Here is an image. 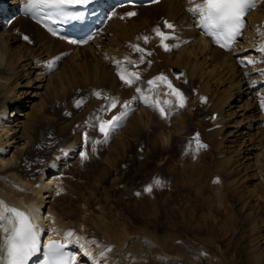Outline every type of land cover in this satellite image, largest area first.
<instances>
[{"label": "bare ground", "instance_id": "6f19581e", "mask_svg": "<svg viewBox=\"0 0 264 264\" xmlns=\"http://www.w3.org/2000/svg\"><path fill=\"white\" fill-rule=\"evenodd\" d=\"M7 1L14 6L26 0ZM202 3L203 0H162L155 5L139 7L136 18L128 15L126 18L121 17L122 12L132 10L131 7L117 9L105 29L91 43L78 48L54 38L25 17L16 19L6 30L0 29V201L27 215L31 214L40 232L48 227L52 237L62 238L67 243L78 241L79 250L72 257L77 260V264H92V255L99 264H175L178 259L179 263H192L187 258L183 259V255H177L180 252L176 247L178 245L175 246L166 238L169 232L161 238L155 230L146 226L131 230L126 227L117 228L107 221L102 223L105 219H100V215H103L97 198L92 200L94 207L92 201H89V198L95 197L91 191L87 195L83 193L81 202L76 201L78 204L75 206L80 210L70 207L77 193L74 194V178L70 175L64 178V173L69 167L75 166L77 157L85 156L81 154H84L85 142L89 139H86L84 128L96 127V121L103 113L95 107L96 101L86 102L85 109L81 107L70 117L61 113L50 114L48 107H51L53 113L56 112L53 107L57 105L58 92L65 87H75L74 90L86 92L90 96L92 89L95 87L96 90L103 82V77L106 80L111 77L113 83L121 78L117 69L123 57L131 59L132 65L141 60L139 52L132 54L136 44L154 48V43L160 42V47L155 48L156 52L147 59L148 62L153 60L152 66L139 68L143 80H156V77L162 75L161 71L169 67H173L171 70L175 74H168L170 78L165 80L167 85L169 82L174 86L181 81L193 82L197 79L198 93L192 103L205 105L212 113L209 120L211 123L202 135L217 151L216 163L227 171L229 187L238 186L242 189L245 183L251 181L244 187L247 191L252 185L248 190L253 199L258 192H264V127L260 125L264 121V0L250 11L248 23L230 51L214 46L200 35L197 26L201 21L200 16L193 15L189 9L198 8ZM157 13L160 15L152 21L153 28H162L163 19L168 18L176 25L178 38L166 42L162 36H158L153 40L151 36L155 29L147 30L153 15ZM26 33L30 35L29 40L34 42L30 41L32 48L19 47L18 43L26 37ZM187 39L190 41L184 43ZM162 41L168 47L173 45V49L165 50ZM180 42L184 44L179 46ZM69 50H72L70 54ZM96 56H102L105 60L103 65L106 68L102 70L104 74L87 64L90 58L94 60ZM50 63L56 66L55 70L49 71ZM159 65L165 69L158 68ZM145 68L148 69L146 73ZM157 81L156 93L161 84V80ZM226 84L228 91L224 92L226 88H221L219 93L216 91L217 86ZM112 87L115 89L111 91L106 87L105 94L119 97L120 89L115 85ZM201 95L203 100L200 99ZM37 99L40 101L35 102ZM139 99L141 106L137 112L129 115V121L124 118L126 125L113 132L119 134L116 139L118 141L115 140L117 146H124L134 139L132 128H141L139 126L152 108L143 93L139 98L134 95L131 98ZM62 100L66 101V98ZM127 102L120 109L124 110ZM9 108L12 109L11 116L8 115ZM19 110L21 112L18 113ZM114 115H117L116 111ZM147 120L143 125H147ZM149 120L153 121L151 118ZM179 131L176 129L177 133ZM49 143L53 145L49 146ZM44 149L51 150L47 154ZM90 207L95 210L89 211ZM252 207L249 208L252 210ZM0 236L3 234L0 233Z\"/></svg>", "mask_w": 264, "mask_h": 264}, {"label": "rangeland", "instance_id": "374dc122", "mask_svg": "<svg viewBox=\"0 0 264 264\" xmlns=\"http://www.w3.org/2000/svg\"><path fill=\"white\" fill-rule=\"evenodd\" d=\"M127 12L126 10L122 12L125 14L122 18L127 17ZM159 15V13L153 15V20L150 21L151 26L152 21L156 20ZM26 37H28L27 40L19 41V47L32 48L33 46L30 44L34 42L29 40V34L26 33ZM155 47L158 48V46ZM103 60L102 56H96L94 60L90 58V62L87 61V64L90 65V68H96L102 72L106 68L103 65L105 60ZM152 63L153 60L151 62L146 61L143 67L152 66ZM95 65L99 67L97 68ZM161 65L158 68L165 69ZM171 69L169 67L163 70L164 72L161 71V76L167 77L169 80L170 73H174ZM147 71L148 69L145 68L144 73ZM102 81L103 84L100 83L101 85L99 84L96 90H94L95 87L92 89L95 92L91 91L90 96L86 92L76 89L75 91V87L73 89L70 87L63 88L61 90L63 93L58 92L56 107L54 106L55 102L53 103V109L56 108V112L53 113L51 107H48V112L55 115L61 113L65 117H70L74 112L77 113L81 107L85 109L86 102L96 101L95 107L103 113L99 118L103 121H109V118L111 120L115 116V111L117 114V110L124 106L129 98L130 100L133 99V95L136 97L135 90L137 88L143 87L144 91L149 86L148 81L143 80V78L132 86L125 85V80L121 78L115 80L114 83L111 77L107 80L106 77H103ZM160 82L157 93L163 97L171 94L174 98L172 107L168 108L163 116L161 112L151 108L146 114V116L148 115L147 118L139 126L141 128H132L131 132L135 133L134 139L124 146H117L115 143L119 134L113 136L114 133H112L105 142V137L96 133L97 126L91 127L93 131L89 130L90 126L84 130L85 133H87L86 131L89 132L86 138L89 140L85 142V156L83 158L77 157L74 161L75 166L69 167L64 173V178L68 175L74 178V190L76 191L74 194L77 193V197L73 194L70 207L74 210H80L75 204L82 201V195H87L91 191L95 197L89 198V201L97 198L99 210L102 211L101 214L103 215H100V219H105L102 223L107 221L110 224H115L117 228L126 227L131 230L146 226L155 230L161 238L164 236L163 234L169 232L166 238H169L173 244L175 243V246L178 245L179 247H176L180 252L171 251L175 254L178 253L177 255H183V259L186 260L187 258V261L192 262L191 264H264V192H258L257 198L253 199L248 190L252 185L247 188V191L244 187L249 185L251 181L245 183L242 189L237 188L238 186L229 187L227 171H224V168H220L216 163L217 151L202 135L207 125L211 123L209 120L212 113L205 108V105L192 103L198 93L196 90L197 79L193 82L190 80L181 81L175 84L177 88L172 84L173 88L178 89L183 94V107L179 106L180 99L167 87L165 80ZM114 85L120 89L119 97L115 96V98L105 94L107 88L110 91L114 90L115 88L112 87ZM227 86L228 84L222 87L217 86L216 91L219 93L221 88H226L223 89L226 92L229 89ZM97 93L99 95L96 97ZM65 98L66 101L62 100ZM113 100L115 101L114 111L106 113L102 106L106 103H112ZM201 100L203 99L201 98ZM38 101L40 99L35 102ZM77 102H80L79 107L76 106ZM72 107L73 109H71ZM137 110L128 113L125 119L129 121V115L135 114ZM11 112L12 109L9 108L8 115L11 116ZM110 115L112 116L110 117ZM150 118L153 121H150ZM146 120L147 125H143ZM174 121L175 123L178 122L177 127ZM176 129L180 131L177 133ZM52 145L49 143V146ZM199 145H206V147ZM44 150L49 154L51 149ZM89 150L91 155L87 157ZM34 173L38 176L37 171ZM47 174L45 177L48 176ZM231 176L234 178L233 174ZM155 180H159L160 183L156 184ZM149 185L151 191H145ZM253 201L259 203L256 205ZM91 204L93 207L95 206L93 201ZM251 205L257 212L253 211V207L252 210L250 209ZM93 207H90L89 211L95 210ZM261 215L263 220H261ZM258 241L260 244L256 243ZM178 263L179 259L175 264Z\"/></svg>", "mask_w": 264, "mask_h": 264}, {"label": "snow or ice", "instance_id": "6c2138e0", "mask_svg": "<svg viewBox=\"0 0 264 264\" xmlns=\"http://www.w3.org/2000/svg\"><path fill=\"white\" fill-rule=\"evenodd\" d=\"M34 2L45 4L49 6L56 7L57 9L62 8V6H74L83 5L88 3V0H34ZM192 2V0H189ZM256 3V0H203V3L195 9H189L193 15L199 14L202 21V27L205 33L209 36L215 38H220L224 40L221 43V47H229L230 43L234 41L236 35L240 34L243 28L244 21L243 17L246 12L249 11ZM129 16L135 15V13H128ZM167 28L172 29L174 26L170 23L165 22ZM157 35H161L164 39H171L172 37L164 36L163 33L156 30ZM25 40L28 37H24ZM145 42L147 38L145 37ZM72 43H77V41H71ZM162 46L165 50H168V45L164 44L162 41ZM135 47L136 51H142L139 47ZM58 59V58H57ZM51 63L49 68H51ZM119 74V73H118ZM121 79H125L123 74ZM138 79V74H132V78L125 79V82L131 84ZM156 80H166V77L160 76L156 77ZM151 85L154 81H148ZM171 91L180 99V107H183V94L172 87L169 82L167 85ZM140 89H137L139 92ZM96 95H99L97 93ZM77 107L80 106V102H77ZM109 107H115V101L109 105ZM107 111V109H105ZM161 115H164V110L160 109ZM127 116V112H123L120 116H114L112 120L101 121L99 123V130L104 133L105 142L107 138L115 132V130L120 126V121ZM198 138V134H197ZM194 138V139H197ZM200 147H206V145H199ZM84 155L83 153L81 154ZM159 184V180L154 181ZM145 191H151V186L145 188ZM139 195V193H137ZM37 228L31 223L30 218L27 214L19 211L16 208L8 207L2 201H0V264H28L29 258L38 249V236ZM71 235V233H68ZM6 237V239L4 238ZM55 247V245H50ZM107 251H111L110 248H106ZM70 264V262H67Z\"/></svg>", "mask_w": 264, "mask_h": 264}]
</instances>
